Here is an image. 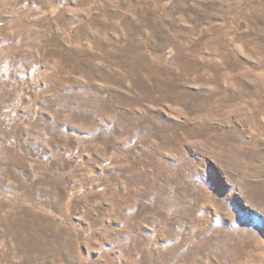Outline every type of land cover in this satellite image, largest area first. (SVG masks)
<instances>
[{"label":"rangeland","instance_id":"1","mask_svg":"<svg viewBox=\"0 0 264 264\" xmlns=\"http://www.w3.org/2000/svg\"><path fill=\"white\" fill-rule=\"evenodd\" d=\"M0 264H264V0H0Z\"/></svg>","mask_w":264,"mask_h":264}]
</instances>
